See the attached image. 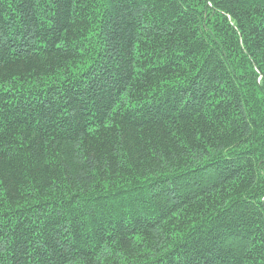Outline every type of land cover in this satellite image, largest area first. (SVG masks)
I'll return each instance as SVG.
<instances>
[{
    "label": "trees",
    "instance_id": "16d2710c",
    "mask_svg": "<svg viewBox=\"0 0 264 264\" xmlns=\"http://www.w3.org/2000/svg\"><path fill=\"white\" fill-rule=\"evenodd\" d=\"M0 264H264V0H0Z\"/></svg>",
    "mask_w": 264,
    "mask_h": 264
}]
</instances>
